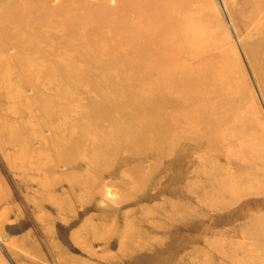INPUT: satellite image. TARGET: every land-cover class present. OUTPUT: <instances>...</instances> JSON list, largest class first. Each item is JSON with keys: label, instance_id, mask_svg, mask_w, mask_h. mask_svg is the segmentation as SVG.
I'll return each instance as SVG.
<instances>
[{"label": "bare ground", "instance_id": "obj_1", "mask_svg": "<svg viewBox=\"0 0 264 264\" xmlns=\"http://www.w3.org/2000/svg\"><path fill=\"white\" fill-rule=\"evenodd\" d=\"M176 9L178 10V6ZM172 10L174 11L175 8ZM181 12L178 11L179 14ZM173 17H171L172 20ZM166 18H162L163 21ZM188 21L191 22L189 19ZM169 23L164 26L160 25L162 28H155V30L152 25L155 32L156 30L160 31L157 32V36L159 33L160 35L166 34L165 32L172 30L173 34L167 36L168 38L164 34L165 38H161L162 35L160 38L150 37L151 34L149 37L147 35V41L152 42V46L153 44L157 45L150 48L151 52L147 51L146 56L142 58L139 56V59L131 61L126 59V62H130L131 67L124 62L115 65L107 61L105 57L97 61L96 65L101 66L100 69L103 71H107V69L109 71L114 67L116 69L126 68L125 71H121L120 76H114L110 71V74L106 78L103 76V79H100L101 77L98 79L96 76L87 81L88 79L85 80L86 77H83L86 74L83 73L77 77L80 83L84 81L85 87H80L79 91L73 93L71 98L82 95L88 101L83 106L73 105L72 119L64 125L67 129L66 133L62 132V135H58L55 132L51 138L45 139L40 129L34 133L25 129L17 132L18 130L6 126L4 122L0 124L3 143L13 145L20 142L21 144L20 148L14 152H7L6 158L15 170L23 190L28 197H31L33 205L39 211L41 224L48 229L51 238H57L60 241V243H56V246L67 251L66 256L69 258L70 264H217L215 255L202 258L205 249L207 251L212 249L217 237L208 233L209 238H204L206 241L203 240L200 246L193 242L199 241L195 234L203 231L199 226L200 223L211 226L217 225L221 220L216 217H208L204 210L215 205V207H221L222 215L227 212L229 218L233 214L243 216L240 207L247 205L264 211V204H257L256 201L264 193V176L262 182H256L258 181L254 180L256 172L253 173V176L252 174L247 176L242 172L243 169L236 166L238 174L235 175L236 179L233 175L229 179L222 173L220 176L216 174L215 177L206 176L208 172L219 167L218 161L220 160L214 158L218 150L225 146L226 153L229 155L226 157L229 164L231 157L235 154L234 149L237 148L230 143L233 138L230 136L231 133L228 134L229 137L225 136L229 138L228 143L221 135L224 130L222 132L219 130L229 121L221 114L225 109L230 110L228 106L232 107L229 105V100L232 99L234 102L240 96L230 86L228 87V78L217 74L215 67L205 63L202 65L193 63L197 59L209 62L210 56L202 57L200 55L203 52L199 51L200 49L192 50L188 40L189 34L186 31L184 32L187 37H184L182 44H179L181 41L178 43L177 39L181 37L178 36L180 30L176 29L178 27L175 25L176 22H174L175 30L171 24L173 22L170 25ZM182 25L184 26V24ZM148 26L150 25L147 24ZM198 27L200 28V26ZM185 28L188 30L187 27ZM135 30L137 31L138 28ZM153 30L151 29V31ZM51 45L54 46L55 43ZM149 46L151 45L148 44ZM34 48L42 51L41 61L43 63L39 61L38 64L44 66V63H47L45 61L49 56L47 54L49 50L41 44L22 46L17 57L10 59L13 62L25 61L32 55ZM140 49L142 50V48ZM51 50L53 52V49ZM43 52L45 53L43 54ZM125 53L124 56H126ZM146 63L149 64L148 73L163 66L178 69L174 72L171 69L167 70L158 79L137 75L134 67ZM70 64L72 63H67L64 60V64H60L61 69L51 67L48 70L41 67L44 72L41 71L44 78L58 79L65 73L69 74L70 71L73 73L74 67H71ZM87 68L84 67V73ZM82 71L83 69H81ZM29 72L32 73V70ZM16 76V78L25 80H38L28 71L18 72ZM91 77L93 78L94 75ZM149 84L150 91H139L140 87L149 86ZM106 85H113L115 89L120 86L124 87V92L113 91L102 94L92 90ZM82 89L85 94L81 93ZM238 102L240 105V101ZM239 108L241 106L237 107V109ZM232 113L233 110L228 114ZM80 115H86V117H80ZM231 118L230 116V120ZM230 122L232 123L230 124ZM230 122H228L230 125L226 126L229 131L228 128L235 124L232 120ZM233 126L232 129L235 128ZM235 126L237 127V125ZM237 130L235 132L233 129L232 132L237 134ZM226 131L224 132L226 133ZM250 131L253 132L249 129L248 133ZM25 137L32 140L28 145L21 143ZM61 139L64 140L65 145H69V150L60 157L59 153H63L66 148L65 145L61 147L59 144ZM237 141L234 143L236 144ZM179 143L186 144L182 152L178 149L173 150L174 145ZM44 147L46 150H43ZM242 148L244 149V146ZM187 149L192 152H188ZM240 152L242 151L240 150ZM199 153L207 155L210 153V155L204 160L205 158H199ZM34 155H37V162L33 161ZM182 155H187L188 160L179 164L177 160ZM95 157H100L102 162L94 164L92 160ZM262 159L264 160V158ZM262 159L258 160L262 161ZM155 162L156 164H154ZM240 163L242 164V162ZM60 165L69 171V175L65 177H62L63 174L60 175ZM233 166L232 164L229 166V174H231ZM245 167L247 168L248 165ZM220 169L221 167H219ZM248 169L251 170V168ZM191 173H197V181L190 176ZM247 173L249 174V172ZM233 174L236 173L233 172ZM107 177L119 185L121 198L115 203L102 200L101 197V183ZM222 184L224 185L221 186ZM226 184L227 186H225ZM222 197L229 198V204H231L229 210L224 207L227 211L223 209L220 202ZM76 206H79L80 210H76ZM196 210L201 212L193 214L192 211ZM261 214L263 215V213ZM263 216H261L262 220ZM249 218L252 219V217ZM249 218L248 221L246 220L248 223L252 221ZM255 220L254 222L257 223ZM246 222L241 224L240 231L233 233L231 231L236 224L229 222L231 229H229V236L244 237L251 233L257 236L259 231V235L264 236V230L261 232L263 228L258 232L252 231L249 228L253 227ZM252 222L251 225L254 223ZM218 235L221 239V235ZM219 239L217 243L224 240L219 241ZM231 239L232 237H229V243L228 239L227 242L225 241L229 244L231 253L227 256L228 253L225 251L226 255L222 258L223 261L229 260L230 264H254L253 256L256 257V255H260L259 253H264V244L261 245V250H255V252L246 253L247 250L243 248L245 259L240 262H231L232 253L235 251L232 243L230 244ZM233 242L235 245V241ZM140 244L143 246H139ZM94 248L97 249L94 250ZM213 249L215 251L216 248ZM187 255L194 256L198 260H190L186 258ZM258 260L260 264H264V255ZM255 263L257 264V262Z\"/></svg>", "mask_w": 264, "mask_h": 264}, {"label": "rangeland", "instance_id": "obj_2", "mask_svg": "<svg viewBox=\"0 0 264 264\" xmlns=\"http://www.w3.org/2000/svg\"><path fill=\"white\" fill-rule=\"evenodd\" d=\"M172 1L0 0V106H2V110L0 108V124L4 122L6 126H11L18 130L17 132L25 129L34 133L40 129L45 139L51 138L55 132H57L58 135L66 133L67 129L64 125L72 119L73 105L83 106L85 105L84 103L88 101L82 95L81 97L77 96L71 98L72 94L78 92L80 87H85L84 81L80 83L77 77L86 74L83 75V77H86L85 80L88 79L87 81L94 79L96 76L98 79L100 77V79H103V76L106 78V76L110 74V71L113 72L111 73L112 75L120 76L126 68L123 69L121 66L122 68L119 67L116 69L114 67L109 71L108 69L107 71H103L100 69L101 66L98 67L96 65L98 63L97 61L105 57L107 61L115 65L116 63L124 62V64L127 63L126 65L131 67L130 62H126V59L131 61L139 59L140 57L142 58L146 56L145 54L150 48L152 49L155 47L154 45H157L153 44L152 46V42L147 41V35L149 37L151 34L150 37L154 36L159 38L162 35L161 38H168L173 34L171 33L173 30L165 32L166 34L163 33L166 35L165 37H163V34L160 35V33L157 36V32L160 31L156 30L155 32L154 30L155 28H162V26L168 25L170 21L173 22L170 23L175 30L174 22H176L175 25L176 27L178 26L176 29L180 30L178 36L182 37L181 40V37L177 39L178 43L181 41L179 44H182L183 38L187 37L186 33H188L189 45L192 50L200 49L199 51L203 52L200 56H210L209 62H206L204 59H197L193 63L200 65L205 63L215 67L217 74L228 78V87L230 86V88L236 91L237 95L240 96L239 98L237 97L234 102L232 99L231 101L229 100V105L232 106L233 109L228 106L230 110L225 109L226 111H223L225 113H221L223 114L222 117H226V120H229L228 122L231 120L235 122L234 126L232 124L230 126L231 128H228L230 131L227 130L226 126L232 123L230 122L229 124L227 122L229 125L225 124V127L223 126L219 130V132H222V130L229 131H226L227 134L224 131V133H221L224 137L231 133V135H229L233 138L230 143L237 148L234 149L235 154L231 157V163L229 164V160L226 159L229 155L226 153L225 146L221 148V150H218L214 158L220 160L218 164L221 169L219 170L218 167L215 170H211V173L208 172L206 176L215 177L216 174L220 176V173H222V175L228 176L229 179L231 175L236 179L237 176L235 175H238L236 167H240L241 170L243 169L242 172L247 176L250 174L253 176V173L256 172L257 176L254 175V180L256 181L257 179L258 181L256 182H262L264 176V160L262 159L264 158V0H174L173 3ZM173 5L176 7L178 6V10ZM182 7L185 11L181 9ZM170 8H175V10L171 11ZM178 11L179 13L182 11L181 14H179ZM165 12L168 14L166 15ZM184 12L185 14H183ZM198 14L199 16H197ZM173 16L176 17L174 18ZM165 17L167 18L163 21L162 18ZM171 17H173L174 21ZM179 18L182 19L181 22H183L182 24H184V26L180 23ZM177 19L179 23L175 21ZM188 19L191 20V22L188 21ZM194 19L196 20L195 22ZM152 22L155 24H152ZM147 24L150 26L147 27ZM152 25L154 26V30ZM198 26H200V28ZM185 27H187L188 30ZM136 28H138L137 31L135 30ZM151 29L153 31H151ZM184 31H186V33ZM53 43H55L54 46L51 45ZM27 44H41L49 50L47 53L49 56L45 61L47 63H44V66L38 64L39 61L43 63L41 61L42 51L38 48L37 50L34 48L32 55L25 61H16L14 59L16 62H13L10 59L17 57L20 48ZM148 44L152 47H148ZM140 48H142V50ZM51 49H53V52ZM124 52H126V56H124ZM44 53L45 52H43V54ZM136 53L138 54L135 55ZM44 57L45 55L43 58ZM64 60L67 61V63H72L70 66L74 67L73 73L69 70V74L65 73L58 79L44 78V74H42L44 69L41 67L48 70L51 67L61 69L62 67L60 64H64ZM91 65L93 66L91 67ZM84 67L91 68V70L87 68L86 73H84ZM81 69H83L82 72ZM170 69L174 72L178 68L163 66L158 70L148 73V63L134 67V71L137 75H146L152 79H158L160 75ZM31 70L32 73L29 72ZM23 71H28L29 74L33 75L38 80L16 78V74ZM90 75H94V77L92 78ZM26 79H28V77H26ZM92 90L95 93L102 94L113 91L122 93L124 92V87L120 86L115 89L113 85H106L105 87H97ZM150 90V84L149 86L147 85L139 88L141 92H148ZM81 93L85 94L83 89ZM238 101H240V105ZM233 103H236L234 104L236 106H234ZM239 106H241V108L237 109ZM234 109H237V111H234ZM232 110L233 115L228 114L231 113ZM230 116L232 117L231 120ZM80 117L85 118L86 115H80ZM236 121H240L241 124H239L240 122L237 124ZM243 123L245 125L247 123V126ZM235 125L239 127L237 128ZM232 126L235 127L233 128L235 132L237 129L239 130H237V134L232 132ZM244 127H247V130ZM249 129L253 132L250 131L248 133ZM239 134L243 136L242 138L240 135L241 140L239 138L240 136L238 137ZM228 137H225L227 142L229 141ZM31 141L30 138L25 137L21 143L28 145ZM235 141L239 142L238 144L236 142L238 146L234 143ZM11 142L14 143L13 141ZM64 143L63 139L59 142L61 147L65 145ZM20 145V142L13 145L5 142L3 143L0 132V264H70V260L66 256L67 251L61 250L56 246V243H60V241H58L57 238H51L48 229L41 224L39 211H37L33 205L31 197H28L23 190L15 170H13L12 165L6 158L7 152H14V150L20 148ZM185 145L184 143L174 145L173 150L178 149L182 152V149H185ZM65 146V151L59 153L60 155L58 156L61 157L67 153L69 145L66 144ZM226 147H228L227 144ZM238 149H240L243 154H241L242 152ZM43 150H46V147H44ZM187 150L188 152L191 151L189 149ZM244 153H246L247 156ZM209 155L210 153L208 155L206 153H199L198 156L206 160ZM34 158L33 161L37 162V155H34ZM100 159V157H95L92 162L97 164L101 161ZM239 159L242 164L239 162ZM258 159H262L263 162ZM187 160V155H182L177 160V163L183 164ZM251 161L255 163H251ZM154 164H156V162ZM231 164L234 166L231 167L232 171L230 172L231 174H229V166ZM244 164L246 166L248 165V167L246 168ZM253 166L256 170H258V167L260 168L258 170L259 173ZM248 168H251V170ZM59 170L61 172L60 175L63 174L62 177L69 175V171H67L63 165H60ZM246 171L249 172V174ZM233 172L236 174H233ZM190 176H192L195 181L198 180L197 173H191ZM223 185L224 184L221 186ZM225 186H227V184ZM101 187L102 200L104 199L105 201L115 203L121 198L119 194V185H116L109 177L102 181ZM221 200L220 202L223 205V209L227 207L229 210V205H231L229 204V198L226 199L222 197ZM256 201L257 204H264V193H262L260 198ZM76 208V210H80L79 206H76ZM240 208L243 216L233 214L230 218L227 212L222 215L220 210L221 207H215V205L204 210V213L208 217H216L221 220L217 225L211 226L200 223L199 226L202 227L203 231L199 234H195V237H197L199 241H193L194 244L198 243L200 246L204 238H209L208 233H212L215 238L217 237L216 243L220 238L218 234H220L221 239L224 240L222 242L221 239H219L222 243H213L211 250L208 249L207 251L205 249L202 258H209L211 255H215L217 257V264L223 261L222 258L226 255V252L228 253L227 256L231 253L229 244L226 243L227 239L229 243V237H232L230 244L232 243L235 250L234 253H232L231 262H240V260L243 261L245 259V255L243 254L245 250L242 251L243 248L247 250L246 253L261 250L260 247L264 244V236H260V231L258 232V230L262 228L261 232L264 230V211L249 205ZM225 211H227V209H225ZM192 212L195 214L201 211L196 210ZM261 213H263V215ZM261 216H263V220ZM249 217H252V219ZM248 218L253 222L255 219L257 223L259 222L258 224L254 222L255 225L251 221L253 223L251 225L249 221L250 226L253 227L249 229L255 232L257 231L259 236L253 235L252 233L250 235L248 234V237L229 236V222L236 224L233 231H231L233 233L240 231L242 227L241 224H244L246 220L248 221ZM233 241H235V245ZM139 246L142 247L143 244ZM213 248H216L215 251ZM96 249L97 248H94V250ZM259 254L260 255H256V257L253 256L254 264H256L255 262L260 264L258 259L262 257L264 253ZM186 258L198 260L191 255H187ZM220 264H230V262L229 260H224Z\"/></svg>", "mask_w": 264, "mask_h": 264}]
</instances>
